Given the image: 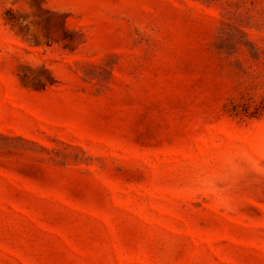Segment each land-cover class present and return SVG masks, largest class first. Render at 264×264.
Instances as JSON below:
<instances>
[{"label":"rangeland","instance_id":"rangeland-1","mask_svg":"<svg viewBox=\"0 0 264 264\" xmlns=\"http://www.w3.org/2000/svg\"><path fill=\"white\" fill-rule=\"evenodd\" d=\"M0 264H264V0H0Z\"/></svg>","mask_w":264,"mask_h":264}]
</instances>
